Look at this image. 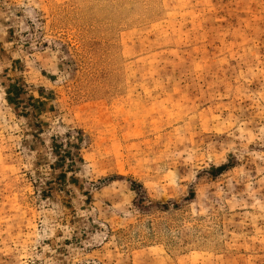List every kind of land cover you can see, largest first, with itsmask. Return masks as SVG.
<instances>
[{
	"label": "rangeland",
	"instance_id": "rangeland-1",
	"mask_svg": "<svg viewBox=\"0 0 264 264\" xmlns=\"http://www.w3.org/2000/svg\"><path fill=\"white\" fill-rule=\"evenodd\" d=\"M0 264H264V0H0Z\"/></svg>",
	"mask_w": 264,
	"mask_h": 264
}]
</instances>
